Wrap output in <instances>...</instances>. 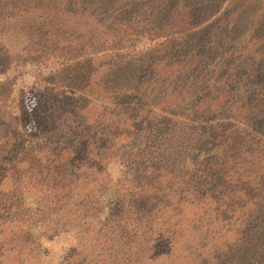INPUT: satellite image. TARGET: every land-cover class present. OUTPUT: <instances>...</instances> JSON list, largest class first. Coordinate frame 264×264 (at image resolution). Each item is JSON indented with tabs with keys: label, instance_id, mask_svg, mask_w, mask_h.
I'll return each instance as SVG.
<instances>
[{
	"label": "trees",
	"instance_id": "trees-1",
	"mask_svg": "<svg viewBox=\"0 0 264 264\" xmlns=\"http://www.w3.org/2000/svg\"><path fill=\"white\" fill-rule=\"evenodd\" d=\"M0 72V264H264V0H0Z\"/></svg>",
	"mask_w": 264,
	"mask_h": 264
},
{
	"label": "rangeland",
	"instance_id": "rangeland-1",
	"mask_svg": "<svg viewBox=\"0 0 264 264\" xmlns=\"http://www.w3.org/2000/svg\"><path fill=\"white\" fill-rule=\"evenodd\" d=\"M33 67L31 64H25L19 74V81L15 87V95L21 96L24 101L29 104L34 95V78L32 73ZM5 75L0 72V84L3 82ZM124 103L136 107L138 98L134 95L127 96ZM211 134H217L211 131ZM114 174L117 173V166L112 167ZM107 204L112 203L111 196H107ZM80 227L74 228L68 232H63L51 239L43 240V252L36 264H64V256L70 247L71 237L79 232Z\"/></svg>",
	"mask_w": 264,
	"mask_h": 264
}]
</instances>
